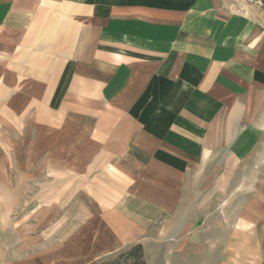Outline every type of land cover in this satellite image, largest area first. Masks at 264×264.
Listing matches in <instances>:
<instances>
[{"label": "crops", "instance_id": "0c3cea01", "mask_svg": "<svg viewBox=\"0 0 264 264\" xmlns=\"http://www.w3.org/2000/svg\"><path fill=\"white\" fill-rule=\"evenodd\" d=\"M10 169L22 182L1 185L49 226L31 264H100L148 240L264 264V14L245 0H0Z\"/></svg>", "mask_w": 264, "mask_h": 264}, {"label": "rangeland", "instance_id": "374dc122", "mask_svg": "<svg viewBox=\"0 0 264 264\" xmlns=\"http://www.w3.org/2000/svg\"><path fill=\"white\" fill-rule=\"evenodd\" d=\"M12 161V160H11ZM20 175L12 173L0 174V264H31L33 251L36 244L40 243V236L49 233L48 224L33 223V208L41 210L38 206L21 207L17 206L22 200H18L21 191L5 190L1 183L9 182L13 188L21 181ZM76 182L71 176L50 175L42 176L40 182ZM26 193L25 199L31 197L32 192ZM20 198V197H19ZM41 205V204H40ZM28 206V205H26ZM38 211V212H39ZM36 218V216H35ZM41 225V230L33 229L34 226ZM35 229H39L36 227ZM26 237V238H25ZM48 238V237H46ZM135 246H128L108 256L100 258V264H219L218 255L213 258L208 255H200L198 258L183 257L173 255L168 257L166 245L160 240H148L139 245V249L134 251Z\"/></svg>", "mask_w": 264, "mask_h": 264}, {"label": "built area", "instance_id": "2783aa9c", "mask_svg": "<svg viewBox=\"0 0 264 264\" xmlns=\"http://www.w3.org/2000/svg\"><path fill=\"white\" fill-rule=\"evenodd\" d=\"M249 5L257 7L264 14V0H245Z\"/></svg>", "mask_w": 264, "mask_h": 264}, {"label": "trees", "instance_id": "16d2710c", "mask_svg": "<svg viewBox=\"0 0 264 264\" xmlns=\"http://www.w3.org/2000/svg\"><path fill=\"white\" fill-rule=\"evenodd\" d=\"M136 249H137V250L139 249V245H136V246H135L134 251H135Z\"/></svg>", "mask_w": 264, "mask_h": 264}]
</instances>
